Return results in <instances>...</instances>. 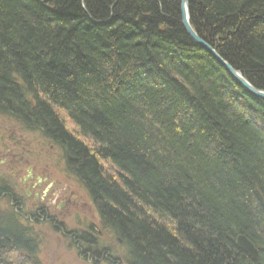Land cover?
<instances>
[{
  "label": "trees",
  "instance_id": "trees-1",
  "mask_svg": "<svg viewBox=\"0 0 264 264\" xmlns=\"http://www.w3.org/2000/svg\"><path fill=\"white\" fill-rule=\"evenodd\" d=\"M188 7L264 92V0ZM0 109L66 147L128 264H264V101L177 1L0 0ZM34 247L0 225V264H36Z\"/></svg>",
  "mask_w": 264,
  "mask_h": 264
},
{
  "label": "flooded vegetation",
  "instance_id": "flooded-vegetation-1",
  "mask_svg": "<svg viewBox=\"0 0 264 264\" xmlns=\"http://www.w3.org/2000/svg\"><path fill=\"white\" fill-rule=\"evenodd\" d=\"M0 115V223L10 221L6 227L25 232L32 242L34 225L42 223L69 238L90 264H127V256L113 255L99 240L105 226L89 191L69 169L66 147L19 115L1 109ZM36 247L31 257L38 264Z\"/></svg>",
  "mask_w": 264,
  "mask_h": 264
},
{
  "label": "rangeland",
  "instance_id": "rangeland-1",
  "mask_svg": "<svg viewBox=\"0 0 264 264\" xmlns=\"http://www.w3.org/2000/svg\"><path fill=\"white\" fill-rule=\"evenodd\" d=\"M0 117L4 116L0 115ZM0 224L6 227L10 224V221L4 220ZM34 227L35 229L33 231L36 235V237L33 238L35 239L34 245L37 246L36 248L38 249L35 258L38 260V264H90V262L81 258L78 248L72 244L69 238L67 240L66 237H59L58 233L52 232L48 229L49 227L47 225L44 226L42 223L37 226L34 225ZM24 234L26 233L24 232ZM112 234L113 232L105 226V231H102V237L99 240L103 241V244L111 249L113 255L115 254L125 258L126 256H124L122 252H118L117 247L119 246L116 244L117 240ZM13 256L15 258L14 254ZM16 256H18V254ZM15 260L16 258L11 261L17 262Z\"/></svg>",
  "mask_w": 264,
  "mask_h": 264
},
{
  "label": "water",
  "instance_id": "water-1",
  "mask_svg": "<svg viewBox=\"0 0 264 264\" xmlns=\"http://www.w3.org/2000/svg\"><path fill=\"white\" fill-rule=\"evenodd\" d=\"M147 1V0H143ZM159 2L160 0H152ZM179 1V7H180V18H181V26L183 29H185V32L187 36L195 42L197 45H199L201 48H203L205 51H208L209 54L215 59V61H218L220 65L224 68L225 72H227L233 81L237 83L240 87H242L248 94L251 96H254L262 101H264V92L261 90H258L256 87L251 85L247 82V80L244 78L241 72H238L234 70V68L228 64L226 61L222 59V57L212 48L211 45H209L206 41L202 40L196 33L195 30H193L190 26V18H189V7H188V0H178ZM237 246L250 255L252 258H256V260L259 258L258 251H256L252 245V243L249 240H246L243 236L237 237Z\"/></svg>",
  "mask_w": 264,
  "mask_h": 264
},
{
  "label": "bare ground",
  "instance_id": "bare-ground-1",
  "mask_svg": "<svg viewBox=\"0 0 264 264\" xmlns=\"http://www.w3.org/2000/svg\"><path fill=\"white\" fill-rule=\"evenodd\" d=\"M139 1H143V0H139ZM175 1H177L178 2V7L180 6L179 5V1L178 0H175ZM179 18H180V7H179ZM180 21H181V18H180ZM190 22V21H189ZM180 25H181V23H180ZM258 89V88H257ZM258 90H260V89H258ZM262 91V90H261ZM69 152H66V158H67V163H69V159L70 158H68V156H69V154H68ZM93 202V201H92ZM100 223H102V222H100ZM102 224H104V223H102ZM105 225V224H104ZM106 226V225H105ZM93 232H94V230H93V227H92V234H93ZM240 236H242V235H238V236H236V239H237V237H240ZM235 239V240H236ZM251 242V241H250ZM236 243H237V240H236ZM252 243V242H251ZM116 244L119 246V247H117L118 248V252H122L123 254H124V256H126L127 255V248L124 246V245H121L118 241H116ZM253 245V244H252ZM253 247H254V245H253ZM254 249H255V247H254ZM256 250V249H255ZM257 251V250H256ZM245 254H247V253H245ZM247 256L248 257H251L250 255H248L247 254ZM251 259H253L254 261H257L256 260V258H252L251 257Z\"/></svg>",
  "mask_w": 264,
  "mask_h": 264
}]
</instances>
